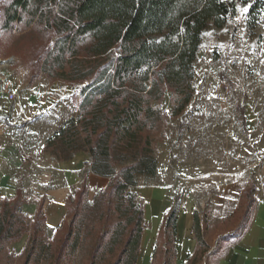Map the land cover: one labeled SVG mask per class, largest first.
<instances>
[{
	"label": "rangeland",
	"instance_id": "1",
	"mask_svg": "<svg viewBox=\"0 0 264 264\" xmlns=\"http://www.w3.org/2000/svg\"><path fill=\"white\" fill-rule=\"evenodd\" d=\"M7 1L0 0V11ZM226 1L233 5L234 11L222 26L210 23L203 30L192 62L191 93L187 102H183V95L168 87H163L160 99L148 100L159 112L154 126L144 131L150 139L156 169L153 175L136 173L135 185L127 191L143 207L144 218L147 206L154 202L150 198L157 202L153 225L162 203L157 194L148 196L146 191L162 185L168 187L170 204L162 212L155 237L145 244V254L141 238L135 264H147L148 259V264H176V221L185 201H192L196 208L204 241L188 253L192 255L190 258L186 255L185 264H216L226 243L246 227L252 214L253 171L264 156V0ZM25 18L12 23L9 29L0 24V57L13 56L16 61L13 67H3L2 71L21 98V91L32 86L40 97L45 96L46 100H39L46 105L39 113L47 110L40 118L47 130L44 134H52L66 119L79 114L81 88L92 81L112 54L77 59L74 63H79L81 71L92 69L91 76L84 81L57 77L62 70L51 57L45 65L47 71H40L41 49L52 47L55 35L36 21L27 23ZM65 70L68 71L67 67ZM34 73L38 74L36 78L32 77ZM143 84L150 86L149 80L140 85ZM22 123L20 128L24 127ZM46 138L35 139L39 150L33 155L50 171L62 163L46 150ZM19 154L23 161L28 160L24 152ZM120 167L121 164H116L115 171ZM52 172L54 177H60L55 169ZM47 188L38 190L39 201L48 195ZM17 194L19 201L27 198L21 191ZM98 194L88 198L86 193L76 216L73 215L75 206L70 204L68 215L61 223L58 236L67 233L69 228L72 237L79 234L70 264H90L91 252L97 245H103L111 232L115 216L105 204L107 200L95 198ZM69 196L73 201V193ZM168 218L171 223L175 222L174 234L165 226ZM149 223L148 219L143 222V231ZM56 233L44 231V239L51 246L56 245ZM28 237L29 232L17 240L2 243L7 249L0 252L2 262L11 260L12 264H21ZM115 252L109 254V262L113 261ZM5 253L12 255L3 258Z\"/></svg>",
	"mask_w": 264,
	"mask_h": 264
},
{
	"label": "trees",
	"instance_id": "2",
	"mask_svg": "<svg viewBox=\"0 0 264 264\" xmlns=\"http://www.w3.org/2000/svg\"><path fill=\"white\" fill-rule=\"evenodd\" d=\"M233 11L226 0H8L2 6L0 24L4 29L26 16L27 23L36 21L53 31L52 47L41 49L39 55L40 71H47L45 65L51 57L62 70L57 77L84 81L92 69L81 71L79 63H74L77 59L112 54L92 81L81 88L79 114L66 119L45 140L46 150L59 161L69 160L81 150L90 156L92 172L110 177L95 198L107 200L104 202L115 221L105 243L91 252L90 264L136 263L144 211L127 190L135 185L136 173L153 175L156 169L150 139L144 131L154 126L159 112L148 100L160 99L163 87H168L187 102L192 62L203 30L210 23L222 26ZM148 80V88L140 85ZM116 164H121L118 171ZM86 193L82 182L73 193V201L68 196L67 210L70 204L75 206L73 215L81 209ZM17 196H0V252L7 250L2 243L29 232L21 264H70L79 234L72 237L69 228L58 236L60 224L55 229L56 245L51 246L44 239L46 216L42 202L30 217L21 210ZM165 226L175 233V222L168 218ZM192 231L197 245L204 244L197 212ZM114 252L109 262V254ZM11 255L5 253L3 258ZM191 256L188 254L187 259ZM0 264L12 261L5 263L0 257Z\"/></svg>",
	"mask_w": 264,
	"mask_h": 264
},
{
	"label": "crops",
	"instance_id": "3",
	"mask_svg": "<svg viewBox=\"0 0 264 264\" xmlns=\"http://www.w3.org/2000/svg\"><path fill=\"white\" fill-rule=\"evenodd\" d=\"M17 94L16 100L9 101L0 93V121L3 123L0 122L2 150L0 152V196L14 197L18 190L23 195L26 194L27 198L21 201L20 208L32 217L40 203L36 198L39 197L38 190L49 187L47 188L48 195L41 201L42 210L46 216L44 231L54 233L67 214L69 193H74L84 181L89 198L90 195L103 190L108 185L110 178L92 172L90 156L81 150L77 151L71 159L59 161L62 164L58 167H52V170L55 169L60 174L59 178L52 175L54 174L52 170L47 171L50 168L42 167L33 152L39 150L35 139L38 137L44 139L51 134V132H48L47 135L44 134L47 130L40 118L47 110L39 113L41 107L46 106L41 103L46 98L39 96L35 86L21 91L22 98L18 92ZM20 122H23V128H20ZM19 151L24 152V157L28 160L23 161ZM80 172L82 174H79ZM83 174L84 176H82ZM252 180V214L246 227L226 243L216 264H264V156L254 169ZM23 190H26L27 193H23ZM146 193L148 196L153 193L157 194L162 204L160 214L153 225L151 220L155 218L158 204L151 198L149 200L154 202L149 203L150 205L153 203V212L149 214L151 219L147 216L144 218V221L148 219L150 222L143 231L142 253L144 254L146 253L145 244L148 245L155 237L162 212L170 204L168 187L164 185L148 189ZM43 194L42 191L41 195ZM182 206L184 208L179 210L176 221V264H185L186 255L193 252L197 246L192 231L193 215L196 208L192 201H185Z\"/></svg>",
	"mask_w": 264,
	"mask_h": 264
},
{
	"label": "built area",
	"instance_id": "4",
	"mask_svg": "<svg viewBox=\"0 0 264 264\" xmlns=\"http://www.w3.org/2000/svg\"><path fill=\"white\" fill-rule=\"evenodd\" d=\"M16 61L13 56L0 57V93L6 100L12 101L18 98L14 87L9 83L7 77L3 74V67H13Z\"/></svg>",
	"mask_w": 264,
	"mask_h": 264
},
{
	"label": "bare ground",
	"instance_id": "5",
	"mask_svg": "<svg viewBox=\"0 0 264 264\" xmlns=\"http://www.w3.org/2000/svg\"><path fill=\"white\" fill-rule=\"evenodd\" d=\"M152 212H153V203H152L151 205L147 206V208H146V216H147L148 218H150V217H149V214L152 213ZM150 219H151V218H150ZM151 221H153V220H151ZM147 233H148V231H147Z\"/></svg>",
	"mask_w": 264,
	"mask_h": 264
},
{
	"label": "snow or ice",
	"instance_id": "6",
	"mask_svg": "<svg viewBox=\"0 0 264 264\" xmlns=\"http://www.w3.org/2000/svg\"><path fill=\"white\" fill-rule=\"evenodd\" d=\"M246 10V9H245Z\"/></svg>",
	"mask_w": 264,
	"mask_h": 264
}]
</instances>
